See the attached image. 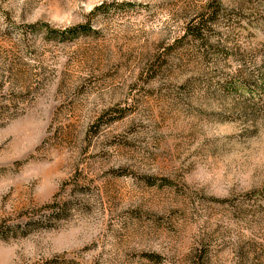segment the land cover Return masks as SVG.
I'll return each mask as SVG.
<instances>
[{
  "label": "rangeland",
  "instance_id": "rangeland-1",
  "mask_svg": "<svg viewBox=\"0 0 264 264\" xmlns=\"http://www.w3.org/2000/svg\"><path fill=\"white\" fill-rule=\"evenodd\" d=\"M0 264H264V0H0Z\"/></svg>",
  "mask_w": 264,
  "mask_h": 264
}]
</instances>
